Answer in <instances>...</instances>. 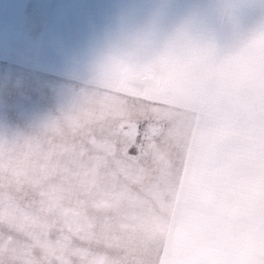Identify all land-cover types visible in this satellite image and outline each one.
<instances>
[{"label":"clouds","instance_id":"1","mask_svg":"<svg viewBox=\"0 0 264 264\" xmlns=\"http://www.w3.org/2000/svg\"><path fill=\"white\" fill-rule=\"evenodd\" d=\"M110 67L118 82L147 86L167 99L171 118L160 123L139 183L115 175V157L100 164V178L126 186L114 214L135 216L132 233L118 229V242L103 249L73 241L84 252L70 264H136L144 249H167L172 264H264V24L224 47L180 39L150 55L119 56ZM119 125L118 116H109L91 132L118 149ZM88 135L65 132L64 139L83 142L86 151L62 160L42 183L5 184L3 264H48L35 242L53 235L49 229L60 217L44 199L67 205L83 195L64 186L61 168L100 159ZM8 147L0 167L5 177L13 165L30 176L56 160L39 152L27 159L13 153L9 160Z\"/></svg>","mask_w":264,"mask_h":264},{"label":"rangeland","instance_id":"2","mask_svg":"<svg viewBox=\"0 0 264 264\" xmlns=\"http://www.w3.org/2000/svg\"><path fill=\"white\" fill-rule=\"evenodd\" d=\"M152 1L140 2L147 17L148 11L155 12L152 6L166 13L144 19L142 12L137 21L145 30L140 34L141 44L155 40L150 25L161 31L164 25L162 33L172 41L183 39L189 21H179V12H190V29L202 27V37L217 28L234 31L225 39V45L264 24V0H199V6L181 0L182 6L173 7L174 2L163 7ZM124 3L0 0V141L33 136L74 111L117 57L137 52L151 54L144 47L137 50L135 41L124 45L128 37L125 30L131 27L125 22L129 11H124ZM145 20L149 21L146 25ZM175 21H179L176 29L171 26ZM34 34L37 38L31 37Z\"/></svg>","mask_w":264,"mask_h":264},{"label":"snow or ice","instance_id":"3","mask_svg":"<svg viewBox=\"0 0 264 264\" xmlns=\"http://www.w3.org/2000/svg\"><path fill=\"white\" fill-rule=\"evenodd\" d=\"M168 103L167 99L147 86L138 87L129 82H118L113 69L107 67L96 86L84 95L79 106L45 126L40 136L12 142L0 141V167L4 165L5 145H9V160L13 158V153H18L25 159L37 152L47 159L56 158L51 167L41 168L30 176L21 165L11 166L8 177L0 174V196L6 183H15L18 188L25 180L40 184L60 167L62 160L86 151L83 142L64 139L65 132L76 137L88 130L87 143L94 145L101 154L100 159L92 166L81 168L73 164L71 167L61 168L64 186L83 193L82 196L67 205L54 204L45 196L44 203L48 208H55L60 217L49 229L53 235L35 242L43 250L48 264H70V257L83 253L84 249L73 241H91L98 249H103L118 242V229L132 233L135 216L132 213L114 214L117 202L127 195L126 186L100 178L99 167L105 158L115 157V175L123 176L128 183H139L144 173V159L155 154L156 146L153 141L161 131L160 123L171 118L170 111L164 107ZM109 116L120 118L119 134L122 139L118 149H114L106 140L98 139L91 132L92 128L101 125ZM132 206H135V202ZM3 207L4 201L0 198V208ZM4 247L6 242L0 238V248ZM160 256V253L154 254L150 249H144L136 257V264H160ZM0 264L3 262L0 261ZM100 264H103L102 260Z\"/></svg>","mask_w":264,"mask_h":264},{"label":"crops","instance_id":"4","mask_svg":"<svg viewBox=\"0 0 264 264\" xmlns=\"http://www.w3.org/2000/svg\"><path fill=\"white\" fill-rule=\"evenodd\" d=\"M198 1L199 0H195V1L194 0H192V1H190V0H184L182 2H187V4L189 6H193L192 4H195V5L199 6ZM152 2H153V4H158V5L163 6V7H166V6L170 5L171 2H174L173 5H172V7L173 6H182L181 4H179V2H181V0H153ZM143 3H144V1H143ZM158 8L152 6L151 10H154L155 12L152 13V12H149L148 11V17L146 16V13H144L142 11V9H140L139 10V13H138V17L140 18L142 16V12L144 13V16L146 17L145 19H147V18H153V17H156V16L159 17V16L162 15L163 12L166 13V10L165 9H162V8H159V13H156ZM172 10L173 9H170L169 12H172ZM179 10H182V9H176V11H179ZM188 14H190V12H179V15L178 16H180V18H178V20L179 21L180 20H188L189 21V25H190L192 23V21H191L192 18ZM196 15H198V12H196ZM162 18L165 19V17H162ZM145 21H146V24L149 23L148 20H145ZM179 21L173 22L171 24V26L176 29V27L179 24ZM199 21H201L200 18H199ZM223 22H225V17L223 18ZM189 25L186 28V30L188 31V33H187V35L183 39H194V40H199V41L206 42V43H212V44L216 45L217 47H224V46H226L224 44L225 39H227L228 37H230V34L229 33L234 32V31H226L224 29H218L217 28L216 31L212 29L211 33H208V34H205L204 33L203 34V37L204 38H203L201 36L202 33H203V31H204L202 29V27H201V29H198L196 27H193V28L190 29V26ZM202 26H204V24ZM163 27H164V25H163ZM163 27H162V31L164 30ZM150 29L152 31V34H154L152 36L155 38V40L145 41L144 44L139 43L137 45V47H136L137 50L138 49H141L142 47H144V48H147L146 52L149 50V53L151 52V54H152L157 49L160 50V49L164 48L165 46L170 45V44H174L176 42V41H172L169 36H167L166 34L162 33V31L159 30L157 27L150 25ZM140 41H142V40H140ZM146 43H147V46H146ZM160 264H172V261H171V258L169 256V253H168L167 249H165L164 251L161 252Z\"/></svg>","mask_w":264,"mask_h":264},{"label":"trees","instance_id":"5","mask_svg":"<svg viewBox=\"0 0 264 264\" xmlns=\"http://www.w3.org/2000/svg\"><path fill=\"white\" fill-rule=\"evenodd\" d=\"M46 1V0H45ZM124 11H129V12H124L126 15H128L129 17H126L125 19L127 21H125L126 23H129L131 25V27L129 28V30H125L126 36L128 35V37H125L124 40V45L127 42H133L135 41L134 47H137V45L141 42L140 40V34L141 32L145 31L143 30L142 26L137 24V21L140 20V18L138 17V13L140 10V2L143 3V1L145 0H124ZM147 1V0H146ZM46 6V5H44ZM122 9V8H121ZM132 14V16H130ZM145 19V16L143 17ZM134 20V24L132 25V21ZM124 22V23H125ZM144 25H146V21L144 22ZM154 35V34H152ZM32 38H37V34L31 35ZM135 38V40H134ZM148 41V40H146ZM147 46V43H146ZM147 49V48H146Z\"/></svg>","mask_w":264,"mask_h":264}]
</instances>
